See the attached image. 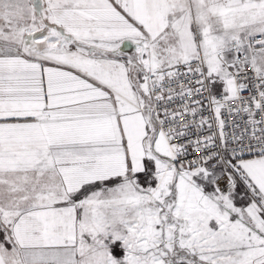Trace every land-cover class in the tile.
<instances>
[{
  "label": "snow or ice",
  "instance_id": "snow-or-ice-1",
  "mask_svg": "<svg viewBox=\"0 0 264 264\" xmlns=\"http://www.w3.org/2000/svg\"><path fill=\"white\" fill-rule=\"evenodd\" d=\"M0 264H264V0H0Z\"/></svg>",
  "mask_w": 264,
  "mask_h": 264
}]
</instances>
